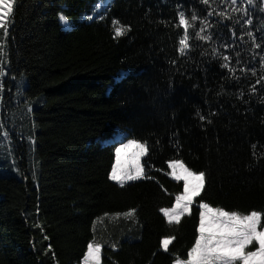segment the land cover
<instances>
[{
  "label": "trees",
  "instance_id": "16d2710c",
  "mask_svg": "<svg viewBox=\"0 0 264 264\" xmlns=\"http://www.w3.org/2000/svg\"><path fill=\"white\" fill-rule=\"evenodd\" d=\"M261 9L264 0H16L0 34V264H82L90 241L101 264H173L195 242L201 200L264 212ZM118 26L128 30L116 37ZM117 129L146 146L142 177L123 187L109 179ZM175 159L205 179L190 215L169 225L159 209L184 189L168 175ZM131 208L135 219L115 217Z\"/></svg>",
  "mask_w": 264,
  "mask_h": 264
},
{
  "label": "snow or ice",
  "instance_id": "6c2138e0",
  "mask_svg": "<svg viewBox=\"0 0 264 264\" xmlns=\"http://www.w3.org/2000/svg\"><path fill=\"white\" fill-rule=\"evenodd\" d=\"M202 2L207 5L209 0H202ZM16 0H0V29L3 30L4 36H8V23L7 21L13 14V8ZM247 3L251 5L253 0H247ZM231 4H237V0H231ZM101 5L97 3L95 8H100ZM247 15V9H240ZM264 11V9H261ZM224 15V13H220ZM103 19V16L100 17ZM88 19H93L92 16H88ZM197 16L193 15L192 20H196ZM59 21L65 27H70L71 22L63 14L59 16ZM180 24L185 26V34L183 38L179 41V51L183 55L188 47V33L187 28L189 27L188 21L185 19V13L183 11L179 12ZM248 25L252 24V20L248 19L245 21ZM119 21L114 20V25H119ZM128 28L125 26L115 27V36L119 37L124 35ZM204 31L203 28L200 30ZM249 37H252L251 32L247 33ZM197 35L202 40L211 39L209 36ZM260 47V45H256ZM4 45L0 44V57L4 56L3 51ZM224 60H229L228 56H224ZM227 67V65H224ZM231 71V69H230ZM3 68V60L0 59V77L5 75ZM255 75V72H253ZM259 83V81H257ZM255 90V86H253ZM31 110V109H29ZM201 120H204V116H200ZM208 123H212L208 120ZM7 135V133H5ZM115 141V162L111 166V173L109 179L116 181L121 187L124 186L125 182L128 180H137L141 176V170L139 166H129L124 168L121 164V154L126 152L131 146L136 145L138 149H145V144L141 143L137 139H128L122 130H114L113 133L108 137ZM124 140L127 142L125 143ZM179 146V141L176 142ZM118 144V146H115ZM253 148L256 145L252 146ZM142 154V153H141ZM136 154L133 153L132 156ZM130 156L129 158H132ZM168 167L172 170L168 173L176 180L183 179L184 189L182 192L175 195V203L171 207H162L159 209L163 213L169 225L179 224L182 217L186 214L190 215L189 209L193 203V194L199 195L200 188L203 186L205 179L204 171H192L190 168L186 167L185 164L179 160H169ZM186 173L187 175L181 177L180 172ZM188 177L193 178L191 181ZM199 217L196 232L198 233L194 244L187 252V258L182 259L180 256H176L173 260V264H239L240 261H244L248 257H254L257 255H264V231L257 232V225L261 223L264 219V212L253 210L248 214H242L238 211H226L222 207H212L209 203L201 200L198 205ZM137 215V209L131 208L123 213H116L115 217H124L128 220L135 219ZM264 227V225H262ZM47 239V237H45ZM173 236H165L160 241L161 248L167 252L169 244L173 241ZM259 243L260 247L256 252L247 253L244 256H238L233 250L243 249L246 245L252 241ZM101 245L95 241H90L87 244V251L85 252L82 260V264H101L100 262Z\"/></svg>",
  "mask_w": 264,
  "mask_h": 264
},
{
  "label": "rangeland",
  "instance_id": "374dc122",
  "mask_svg": "<svg viewBox=\"0 0 264 264\" xmlns=\"http://www.w3.org/2000/svg\"><path fill=\"white\" fill-rule=\"evenodd\" d=\"M102 8V3L101 2H98ZM100 8H95V12H97ZM93 16V15H91ZM8 23V21H7ZM62 27L63 28H67L65 27L62 22H60ZM2 33V29H0V34ZM4 135V133H3ZM128 139H132V138H128ZM124 142L126 143L127 141L124 140ZM142 143V142H141ZM115 146H118V144H116ZM146 152V147L145 149H138L136 145H133L131 146L129 149L126 150V152H123L121 154V164L123 165L124 168H128L129 166H132V167H135V166H139L140 170H141V173L143 174V168H142V164H141V159L142 157L144 156ZM113 153H114V162H115V149H114V146H113ZM135 153L136 155L135 156H132V154ZM142 153V154H141ZM130 156H132V158H129ZM113 162V163H114ZM169 168V167H168ZM172 170L169 168V172H171ZM111 173V170L109 172V175ZM142 174L140 176V178L142 177ZM180 175L181 177H184L186 176L187 174L186 173H183L182 171L180 172ZM188 179L191 181L193 178L191 177H188ZM183 180V179H181ZM129 181V180H128ZM184 183V182H183ZM193 200V199H192ZM254 241H252L251 243H253ZM249 243V244H251ZM255 243V242H254ZM239 249H235L233 251H236V253L238 252ZM87 251V250H86ZM83 260V259H82ZM249 260H255V262H250L248 264H264V255H257L255 257H248V261ZM82 263V262H81Z\"/></svg>",
  "mask_w": 264,
  "mask_h": 264
},
{
  "label": "crops",
  "instance_id": "0c3cea01",
  "mask_svg": "<svg viewBox=\"0 0 264 264\" xmlns=\"http://www.w3.org/2000/svg\"><path fill=\"white\" fill-rule=\"evenodd\" d=\"M172 177V176H171ZM173 178V177H172ZM174 179V178H173ZM176 180V179H175ZM181 180V179H180ZM183 181V180H182ZM201 189V188H200ZM195 196V194H193V196H192V199H193V197ZM175 203V202H174ZM260 231H264V227L262 228V229H258L257 228V232H260ZM254 242L257 244V247L254 249V250H252V251H245V248L249 245H246L245 246V248H243V249H239L238 250V252H237V255L238 256H244V255H246L247 253H250V252H256L257 251V249L260 247V245H259V243H257L255 240H254ZM235 253H236V251H234ZM255 257V256H254ZM250 262H255V260H249L248 261V258L247 259H245L244 261H240V263L241 264H248V263H250Z\"/></svg>",
  "mask_w": 264,
  "mask_h": 264
}]
</instances>
